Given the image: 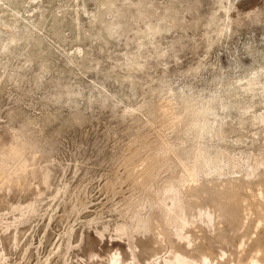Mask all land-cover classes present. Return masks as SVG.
Returning <instances> with one entry per match:
<instances>
[{"label": "rangeland", "instance_id": "obj_1", "mask_svg": "<svg viewBox=\"0 0 264 264\" xmlns=\"http://www.w3.org/2000/svg\"><path fill=\"white\" fill-rule=\"evenodd\" d=\"M264 264V0H0V264Z\"/></svg>", "mask_w": 264, "mask_h": 264}, {"label": "bare ground", "instance_id": "obj_2", "mask_svg": "<svg viewBox=\"0 0 264 264\" xmlns=\"http://www.w3.org/2000/svg\"><path fill=\"white\" fill-rule=\"evenodd\" d=\"M252 264H258V263L254 261Z\"/></svg>", "mask_w": 264, "mask_h": 264}]
</instances>
